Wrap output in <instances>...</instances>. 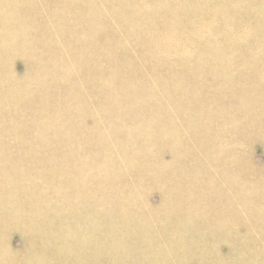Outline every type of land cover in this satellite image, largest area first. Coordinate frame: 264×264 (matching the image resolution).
I'll list each match as a JSON object with an SVG mask.
<instances>
[{
  "label": "rangeland",
  "instance_id": "obj_1",
  "mask_svg": "<svg viewBox=\"0 0 264 264\" xmlns=\"http://www.w3.org/2000/svg\"><path fill=\"white\" fill-rule=\"evenodd\" d=\"M15 3L17 15L12 23L21 35L25 33L24 41L6 60L1 77L5 83L11 78L24 91L14 104L6 101L3 105L18 114L9 125L30 124L29 130L2 136L0 146L16 144L17 150L18 144L37 140L38 145L52 149L51 139L43 140L39 130L53 133L55 127L31 120L58 115L61 122L77 120L68 130L75 133L77 149L90 148L94 134L88 124L95 116H104L102 128L112 136L103 131L105 142L112 145L109 152L139 162L135 167L125 166L111 193L109 187L97 193L79 211L81 228L92 230L93 240L107 243L109 249L93 264H254L264 259L263 193L260 199L264 180L251 178V173L264 175V100L255 101L257 112L254 107L246 109L250 116L244 121L247 130L238 134L231 125L233 106H239L231 90L244 98L250 96V67L242 66L246 62L250 66V49L264 38V0ZM226 26L231 28L229 40L221 33ZM28 29L32 30L26 33ZM207 29L216 35L203 36ZM29 46L34 50L27 51ZM254 62L264 70L262 56ZM71 96L82 104L78 110L70 111L62 103ZM51 109L55 111L50 114ZM5 117L0 112L1 122ZM211 139L212 144L233 140L231 162L222 159L228 147L217 160ZM26 147L22 145L20 150ZM13 149H3L0 155L7 157ZM30 162L36 160L24 163ZM114 167L118 170L121 163ZM123 182L130 186L147 182L136 194L152 212L146 225L154 227L145 238L138 236V228L107 218L111 204L104 199L112 194L124 200L130 195ZM186 189L194 190L195 195L187 196ZM249 195L261 201L254 203L258 212L248 205ZM91 203L95 206L88 209ZM191 217L207 219L211 225L207 229L212 231L220 227L222 218L230 224L222 233L209 234L202 225L190 226ZM61 220L57 208L47 219L51 226L45 229L59 234ZM7 226L0 225V264H27V252L41 255L47 244L35 235L41 230ZM170 234L174 237L167 240ZM48 247L45 252L51 250ZM115 250L122 256H113ZM164 253L170 259H164ZM49 264H61V258H53ZM67 264L79 262L69 258Z\"/></svg>",
  "mask_w": 264,
  "mask_h": 264
},
{
  "label": "bare ground",
  "instance_id": "obj_2",
  "mask_svg": "<svg viewBox=\"0 0 264 264\" xmlns=\"http://www.w3.org/2000/svg\"><path fill=\"white\" fill-rule=\"evenodd\" d=\"M15 8V0H0V81L2 85L0 88V112L7 116L4 118L5 122L0 121V145L4 144L2 136L10 135L19 130H29L30 124L28 121H24L19 126L9 125V121L16 119L15 117L18 114L16 110L12 108L8 109L3 105L6 101L14 104L23 96L24 91L21 89V85L16 84L11 78H9L8 83H5L1 77L2 67L4 68L6 65V60L10 58L12 53L20 50V46L24 41L23 37L25 33L21 35L17 28L13 27L12 18L17 15ZM23 12V9L19 11L20 14H23ZM42 16H39V18H42ZM229 29L231 28L226 26L223 32H221L226 40H229ZM31 30H26V33H29ZM214 35L216 33L211 29H207L203 34L205 37H212ZM234 40L243 42L241 38L234 37ZM26 50L33 51L34 47L29 46ZM259 56L264 58V38L259 44L251 47L250 66L247 62L242 66V69L250 67V84L247 83L250 87V96L244 98L245 96L239 95L237 90H231V94L237 96L239 99V106H233L234 114L231 118V125L237 129L238 134L247 130L244 121L249 120L250 116L246 109L254 107V110L257 112L254 106L255 101L264 100V76L261 73L264 70L262 65L254 62ZM53 60L58 63V59ZM63 75L68 76L66 73ZM234 83L238 86L237 81ZM199 86L201 87L200 84ZM244 99L248 101H244ZM62 103L70 111L78 110L77 108L82 106L75 99V96H71ZM202 103L203 99L200 98L198 104L201 105ZM54 111L55 109H51L50 114ZM42 112L46 113L47 108L43 107ZM250 114L252 115L251 112ZM88 116L91 117L92 115ZM95 117L88 124L94 134V140L90 148L77 149L75 133L71 129L68 130L77 120L68 119L61 122L62 118L58 115H53L49 120L39 118L40 121L35 118L31 120L32 122H38L41 126L52 125L55 127L53 133L39 130L43 134V140L51 139L49 143L52 145V149L48 146L43 148L42 145L37 144V140L33 141V144H18L17 150L16 144L12 147L0 146V153L3 149L10 150L14 148L11 155L7 157L0 155V225L11 226L13 224L14 229L18 227L21 231L27 230L30 226L34 227V230H41L35 232V235L44 244L47 243L41 248V255L27 252V264H49L50 260L58 257L61 258V264H67V259L69 260V258L73 259V262L78 261L79 264H82L83 261L86 264H93L96 258L109 252V249L105 246L107 243L104 245L101 241L93 240L91 234H95L92 230L81 228V225L78 223L80 220L79 211L85 207L86 201L96 199L97 193L105 192L108 187L107 191L111 193L116 180L124 175L125 166L135 167L139 162L126 157V155H121L117 151L113 153L109 152L112 145L109 142L106 143L103 137V131H106L111 136L109 131L102 128L105 124V117ZM236 121L239 122L237 123ZM87 133L92 134L89 131ZM215 134H219V131H216ZM248 135H250V129H248ZM211 142L212 139L209 144L211 149L215 150L212 152L218 158L217 160L219 161V158L225 154V149L228 147L227 154L222 159L224 162H231L232 155L230 153L233 140L227 141V144L222 140H215L213 144ZM42 143L49 145L46 141H42ZM22 145H27L28 147L26 148L28 149L20 150ZM29 160H36V163H24ZM118 163H121V167L117 170L114 166ZM256 177L264 180V175L257 176L251 173L252 180L256 179ZM145 183L147 182H139L136 185L130 186L123 182L124 187L130 192V195L126 199L123 200L119 196L112 194L104 199L105 203L111 204V207L108 208L107 218H117L123 225H132L138 228L140 230L138 236L142 238L147 237L148 233L146 232H149L150 228L154 227L146 225V220L152 217V212L145 206L140 195H136L139 194V189ZM211 188L214 190L213 187ZM172 190L175 192L176 188H172ZM186 190H188L186 191L187 196L193 197L195 195L194 190ZM252 191L253 187L250 185V193ZM262 193L264 194V182L263 187L260 188V199L262 198ZM253 197L254 195H249L250 202H248V205L258 212L254 203L261 201L252 200ZM53 198H57L56 204L47 202ZM94 206L95 203H91L87 208L92 209ZM136 206L139 207V211L134 212ZM57 208L62 212L61 221L63 222L62 227L57 229L59 234L45 229V227L51 226L47 223V219L50 214L56 212ZM263 208L264 206H261V210ZM210 222H213V220H210ZM228 224H230V220L222 218L220 227H216V231H212L207 229L211 225H209L208 220L205 218L191 217L189 223L190 226H204L203 231L209 234L226 231ZM111 230H115V228L112 227ZM172 236L174 237V234H170L167 240L173 239ZM176 241L183 242L184 239ZM48 245H53L56 248L53 247L52 249ZM27 247H29L28 243ZM47 247L51 250L45 252ZM121 253L119 250L111 251L113 256H122ZM164 256V259H170L165 253ZM258 260H255L257 262L253 261L254 264H264V259L259 258ZM150 263L153 264V262Z\"/></svg>",
  "mask_w": 264,
  "mask_h": 264
}]
</instances>
